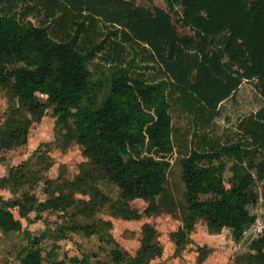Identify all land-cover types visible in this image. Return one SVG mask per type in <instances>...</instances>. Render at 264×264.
Masks as SVG:
<instances>
[{
    "label": "trees",
    "instance_id": "1",
    "mask_svg": "<svg viewBox=\"0 0 264 264\" xmlns=\"http://www.w3.org/2000/svg\"><path fill=\"white\" fill-rule=\"evenodd\" d=\"M5 1L10 5L16 0ZM180 1L183 24L194 31V38H182L162 9L145 14L126 7V15L107 16L109 30L94 44L88 31L98 17L85 13L86 0H51L64 11L56 21L60 28L66 26L60 40L53 38L50 26H37L12 7L0 9V88L16 101L6 116L0 113V162L9 150L28 144L32 125L48 109L53 110L60 144L64 148L79 144L85 158L73 178L64 177L67 168L62 166L58 181H53L41 175V168L53 166L41 145L29 160L11 167L0 179L1 188L11 189L16 197L20 194L12 199L0 197V231L24 232L29 240L20 264H64L58 260V245L44 256L40 245L47 232L37 237L27 229L47 212H62L71 222L60 226V238H68L67 231H72L108 240L113 223L95 219L105 207L114 217L126 220L172 211L170 206L176 203L168 201V175L178 158L186 208L182 227L171 236L177 248L188 241L200 219L212 233L231 230L235 242L257 223L251 208L264 200V105L239 121L236 137L223 141L213 133L220 106L237 95L245 82L256 81L264 99V0ZM49 17H54L53 12ZM121 26L130 28L139 44H147L140 45L142 52L153 51L150 58L159 59L164 77L151 82L135 72L151 69L137 63L139 53L128 61L114 58L107 92L100 99L101 89H95L90 67L107 46L125 49L119 41L125 34ZM38 94L46 99L40 100ZM175 102L195 119L190 148L175 141L171 113ZM200 130H208L212 137H203L208 149L195 140L201 138ZM226 172L231 174L228 182ZM41 181L45 182L44 200L35 193ZM102 182L118 187L119 197L106 195ZM138 199L148 204L143 212L132 206ZM80 216L93 223L83 225ZM199 252V261L204 262L209 248L199 247ZM163 254L157 229L145 224L136 254L117 248L111 252V261L152 264ZM236 259V264H264V228L249 252ZM69 260L91 264L87 258Z\"/></svg>",
    "mask_w": 264,
    "mask_h": 264
},
{
    "label": "rangeland",
    "instance_id": "2",
    "mask_svg": "<svg viewBox=\"0 0 264 264\" xmlns=\"http://www.w3.org/2000/svg\"><path fill=\"white\" fill-rule=\"evenodd\" d=\"M65 3V0H56ZM19 11L25 16V20L31 21L37 26H50L51 34L56 40H60L65 35V25L61 28L56 21L59 20L64 11L59 5L52 3L51 0H16L9 5L7 1L0 0V9L8 11L9 8ZM142 12L145 14L155 13L157 9H162L172 17V22L175 25L179 35L184 37H195V33L190 28L183 24V6L180 0H86L85 13L97 15V22L90 24L88 31L93 44L100 42L105 37L110 25L107 19L113 13H120L118 16L126 15L125 8ZM92 9V10H90ZM100 11L96 14L95 11ZM53 12L54 17H49ZM68 15L65 21H68ZM118 25V24H117ZM120 26V25H119ZM114 27V26H112ZM122 27V26H121ZM96 30V33L94 32ZM122 38L119 39L124 43V50L116 48V45L107 46L106 52L102 53L96 62L91 65L90 69L93 73V80L96 83L95 89L100 90L99 96L102 99L107 92L108 82L113 74L112 66L115 65L112 59L128 61L133 56L139 53L137 63L143 67L149 66L151 69L135 70L142 73L143 77L148 81H158L164 77L161 70L159 59L153 60L150 55L153 51L142 52L140 45L148 47L147 44L138 43V38L130 28L122 27ZM100 33L104 36L100 37ZM131 36L132 40L127 41V36ZM82 41H85L83 37ZM87 44L91 47L87 41ZM85 42V46L89 47ZM195 50H193V53ZM211 52V50H210ZM107 59V60H106ZM99 63L102 67H97ZM153 67V68H152ZM256 81L245 82L240 91L234 97L226 100L220 106L221 114L216 120V128L214 135L223 141L227 137H236L238 130L237 125L243 118H247L250 114L257 112L263 105L264 99L260 92L255 87ZM40 100L46 99V96L38 94ZM8 92L0 88V113L6 116L8 111L15 105ZM173 117V127L175 129V141L177 144L186 145L190 148V142L195 131V119L192 115L182 111V107L178 103H173L171 109ZM201 136L196 140L201 147L209 148L203 137L210 140L211 135L208 130L199 131ZM41 145L42 153L53 161V166L50 169L42 170L44 177L53 181H58L61 174L62 166L67 168L64 175L66 178H73L80 172V167L85 161L82 154V148L77 143H71L67 148L60 144L55 134V118L53 110L48 109L46 115L38 123H34L29 134L28 144L9 150L6 159L0 162V179L8 175L11 167L18 166L21 163L29 160L35 150ZM230 173L226 172V182L230 177ZM45 182L41 181L35 188L36 195L44 200L47 195L44 193ZM100 187L106 195L113 199L119 197V188L107 182L100 183ZM168 195L171 203L169 210L163 211L161 214L151 217L143 216L140 220H126L123 218L114 217L108 207L102 209L96 215L95 219L103 221H111L113 229L107 231L108 240H102L99 236L93 235L86 237L82 233L67 231L68 238H60V226H69L71 222L64 217L62 212L43 214V218L29 225L27 228L33 236H41L47 232V237L41 243V249L44 256H47L50 251L58 245V260L64 261V264H74L70 262V258L79 257L87 258L91 264H112L111 252L114 249L120 248L130 255L134 256L139 249L142 229L145 224L153 225L159 233V241L164 248V254L161 258L156 259L152 264H236V258L240 254L249 252L252 241L257 237L259 232L264 228V200L262 199L258 205L251 208L253 214L258 218L257 223L246 232L244 238L240 242L233 240L232 232L229 229L223 230L221 233H212L204 219L198 220L195 229L192 232L188 241L181 247L177 248L172 240V234L178 231L183 225V217L185 211V185L182 181V166L180 158H178L170 169L168 175ZM0 197L4 199H12L16 197L11 189L0 187ZM78 199L87 198L81 195L76 196ZM132 206L143 212L148 204L141 199L132 202ZM2 204H0V208ZM166 209V208H165ZM16 218H20L17 210H13ZM74 213L75 210L71 209ZM35 214H31L34 219ZM79 221L85 224L93 223L92 220H87L80 216ZM111 235V237H110ZM29 245L24 232L5 233L0 231V264H20V255ZM206 246L209 248V255L204 262L199 261V247Z\"/></svg>",
    "mask_w": 264,
    "mask_h": 264
}]
</instances>
